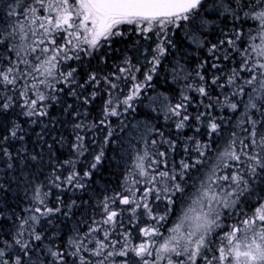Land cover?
Returning a JSON list of instances; mask_svg holds the SVG:
<instances>
[{
	"label": "snow or ice",
	"instance_id": "snow-or-ice-1",
	"mask_svg": "<svg viewBox=\"0 0 264 264\" xmlns=\"http://www.w3.org/2000/svg\"><path fill=\"white\" fill-rule=\"evenodd\" d=\"M0 264H264V0H0Z\"/></svg>",
	"mask_w": 264,
	"mask_h": 264
}]
</instances>
